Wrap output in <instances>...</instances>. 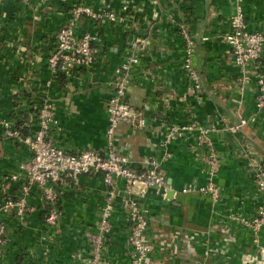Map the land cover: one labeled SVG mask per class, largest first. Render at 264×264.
I'll list each match as a JSON object with an SVG mask.
<instances>
[{"label": "crops", "instance_id": "obj_1", "mask_svg": "<svg viewBox=\"0 0 264 264\" xmlns=\"http://www.w3.org/2000/svg\"><path fill=\"white\" fill-rule=\"evenodd\" d=\"M128 1L133 19L117 23L87 16L81 19V31L90 30L100 37L99 54L90 66L68 75L51 70L54 33L68 23L74 4L84 2L95 10L107 6L119 11ZM243 4L248 27L264 29V0H243ZM233 9V0H0V114L25 133L35 130L40 108L51 102L58 118L51 131L59 145L72 152L104 146L111 80L136 36L148 42L132 69L128 99L143 110L146 124L135 128L121 122L116 133L120 150L134 158L154 155L162 159L165 149L160 141L171 122L195 117L216 125L213 138L223 159L217 175L222 198L217 204L200 191H181L188 182L205 181L203 163L192 153V137L169 145L172 156L162 165L168 182L166 195L150 189L141 199L149 208L147 233L151 238L158 239L160 229L169 232L171 240L178 234L201 232L193 240L195 252L191 254L182 251L173 255L169 248L156 244L151 253L153 264L201 259L205 243L217 244L222 238L220 226H227L235 240L226 254L212 258L215 263L229 260L230 264H244V254L259 252L251 229L233 218L234 214L251 216L256 211L261 196L254 170L264 166V110L256 106L255 73L249 68L250 80L242 79L224 39ZM178 22H185L196 39L194 61L201 74V91H189L191 80L182 66L185 42ZM260 64L264 69V54ZM242 118L247 122L233 130ZM29 155V150L7 137L0 126V200L2 186L8 181L4 176L20 171L21 162ZM18 183H9V194H20ZM105 196L101 174L70 175L61 202L63 217L55 229V240L49 244L41 236L48 206L41 204L39 195L33 197L37 209L28 216L26 226L19 224L14 212H0V220L11 227L6 264H87L90 246L86 229L97 223ZM112 220L104 261L125 264L130 258L128 220L119 202Z\"/></svg>", "mask_w": 264, "mask_h": 264}, {"label": "built area", "instance_id": "obj_2", "mask_svg": "<svg viewBox=\"0 0 264 264\" xmlns=\"http://www.w3.org/2000/svg\"><path fill=\"white\" fill-rule=\"evenodd\" d=\"M152 3L158 0H150ZM234 9L230 17V29L225 32L224 39L229 45L235 65L240 69L242 79L250 80V70L256 77V106L264 110V69L260 60L264 54V29H251L246 21L243 0H233ZM130 3L125 2L122 10H114L103 6L95 10L92 6L79 2L72 6L71 17L67 24L54 33L55 43L49 55V65L54 73L72 74L76 70L90 66L97 58L100 50V37L90 30L79 29L84 16L102 22L117 23L127 18L133 19L129 9ZM157 15V11H155ZM146 17V13L142 14ZM173 20V19H172ZM178 28L185 42L182 66L191 80L189 91L197 92L203 88L201 74L195 65L196 39L189 31L185 22H178ZM148 39L136 36L123 60L115 67L111 80L112 92L107 102L108 125L106 143L101 147H86L78 152L68 151L56 142L52 136L58 118L54 113V104L45 103L39 110L38 120L33 132L25 133L13 120L0 114V126L7 137L12 138L26 147L30 155L21 162L18 172H11L4 177L8 179L2 186L3 197L0 200V212L12 211L21 226L30 223L28 216L37 209L33 197L40 196L41 204L48 206L45 216V230L41 235L46 244L55 240V229L62 220L61 202L69 185L70 175L101 174L105 187V201L101 206L100 216L95 225L86 229L85 237L92 251L87 264H105L101 251L105 247L108 236L113 228V212L119 202L127 213L128 227L126 240L130 247V258L125 264H153L151 253L156 244L161 248H169L171 254L179 255L182 251L190 254L195 252L193 240L200 231H191L185 236L171 240L169 232L160 229L158 239L151 238L147 233L149 226V208L143 199L150 189L157 194L166 195L168 182L163 170V160L172 156L169 145L176 139H190L192 153L203 163L205 181L188 182L182 186L183 192L200 191L206 194L213 204L222 198V186L217 181L223 159L216 147L213 131L214 123H205L199 118H191L185 122H171L160 141L165 149L162 159L154 155L134 158L120 150L117 130L121 122H129L135 128L143 127L146 118L143 110L136 108L128 99L131 87L132 69L141 58V50ZM255 63V64H254ZM254 64V65H253ZM252 66V67H251ZM254 116L251 117V120ZM247 120L242 118L231 128L237 130ZM254 179L260 191V202L251 216L234 214L238 222L249 227L253 241L258 245V253L243 255L244 264H264V244L261 243L264 228V166L254 170ZM11 181H18L20 194H9ZM119 200V201H118ZM222 238L217 244L205 243L201 259H191L185 264H230L229 260L215 263L213 257L226 254L229 244L235 240L227 226H220ZM11 227L0 220V264H6V253L10 246ZM205 233V232H203ZM48 242V243H47ZM24 264H45L28 262Z\"/></svg>", "mask_w": 264, "mask_h": 264}, {"label": "rangeland", "instance_id": "obj_3", "mask_svg": "<svg viewBox=\"0 0 264 264\" xmlns=\"http://www.w3.org/2000/svg\"><path fill=\"white\" fill-rule=\"evenodd\" d=\"M104 253H105V251H104V248H103V250L101 251V258L104 260ZM92 251H90L89 250V254L86 256V258H91V256H92Z\"/></svg>", "mask_w": 264, "mask_h": 264}, {"label": "water", "instance_id": "obj_4", "mask_svg": "<svg viewBox=\"0 0 264 264\" xmlns=\"http://www.w3.org/2000/svg\"><path fill=\"white\" fill-rule=\"evenodd\" d=\"M170 194H171V196H172V190H171Z\"/></svg>", "mask_w": 264, "mask_h": 264}]
</instances>
